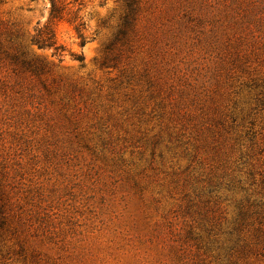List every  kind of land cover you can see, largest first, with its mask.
Masks as SVG:
<instances>
[{
	"label": "rangeland",
	"instance_id": "rangeland-1",
	"mask_svg": "<svg viewBox=\"0 0 264 264\" xmlns=\"http://www.w3.org/2000/svg\"><path fill=\"white\" fill-rule=\"evenodd\" d=\"M263 175L264 0H0V264H264Z\"/></svg>",
	"mask_w": 264,
	"mask_h": 264
},
{
	"label": "trees",
	"instance_id": "trees-1",
	"mask_svg": "<svg viewBox=\"0 0 264 264\" xmlns=\"http://www.w3.org/2000/svg\"><path fill=\"white\" fill-rule=\"evenodd\" d=\"M51 16L54 19L60 18V12H59L58 8H56L55 6H53V8H52ZM82 26H83L82 24L80 26H77L76 31L79 35V38H81V40H82L81 45L84 46L86 44V39L82 33V31H83ZM45 34H46V36L43 39H40V38L35 39L34 42L37 45H39L40 48L56 46L57 45L56 33L48 25L46 26V33ZM61 49H63V46L56 47V50H61ZM253 185L257 186L261 191L258 193L255 192L257 194V198L255 196H253L254 194H249V191H248L246 200L244 201V203L243 202L241 203L240 208L243 209L245 207L244 206L245 203L249 204L250 208L256 209V212H254V213L256 215L260 216L261 222H264V175L259 182L254 180ZM241 213L243 215H245V212H241Z\"/></svg>",
	"mask_w": 264,
	"mask_h": 264
}]
</instances>
